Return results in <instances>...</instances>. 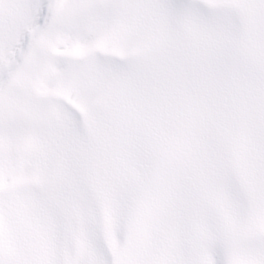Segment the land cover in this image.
I'll return each mask as SVG.
<instances>
[{"label":"snow or ice","instance_id":"6c2138e0","mask_svg":"<svg viewBox=\"0 0 264 264\" xmlns=\"http://www.w3.org/2000/svg\"><path fill=\"white\" fill-rule=\"evenodd\" d=\"M0 264H264V0H0Z\"/></svg>","mask_w":264,"mask_h":264}]
</instances>
